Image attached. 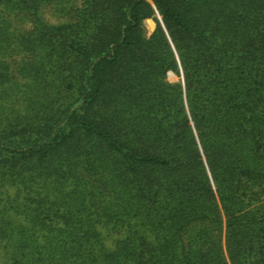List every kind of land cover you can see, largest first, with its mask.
Returning <instances> with one entry per match:
<instances>
[{
    "label": "trees",
    "instance_id": "1",
    "mask_svg": "<svg viewBox=\"0 0 264 264\" xmlns=\"http://www.w3.org/2000/svg\"><path fill=\"white\" fill-rule=\"evenodd\" d=\"M0 264H264V0H0Z\"/></svg>",
    "mask_w": 264,
    "mask_h": 264
},
{
    "label": "rangeland",
    "instance_id": "2",
    "mask_svg": "<svg viewBox=\"0 0 264 264\" xmlns=\"http://www.w3.org/2000/svg\"><path fill=\"white\" fill-rule=\"evenodd\" d=\"M150 2H152V0H149ZM161 19V16H160V14L156 11L155 13H154V15L152 16V17H150V19L154 22V26H153V28H150L149 27V24L147 23V19L145 20V25H146V34L147 35H150L152 32H153V30L155 29V27H156V20L155 19ZM149 19V18H148ZM168 78L170 79V80H172V81H175V80H178L179 79V76L175 73V72H173L172 70H170L169 72H168ZM180 78L183 80L184 78H183V74H182V72H181V76H180Z\"/></svg>",
    "mask_w": 264,
    "mask_h": 264
}]
</instances>
